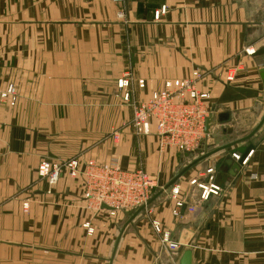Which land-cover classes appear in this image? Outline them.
<instances>
[{"label":"crops","instance_id":"1","mask_svg":"<svg viewBox=\"0 0 264 264\" xmlns=\"http://www.w3.org/2000/svg\"><path fill=\"white\" fill-rule=\"evenodd\" d=\"M262 48L264 0H0V87L18 93L13 106L0 100V264H172L164 233L176 263L189 249L191 264H264ZM193 69L214 115L202 146L160 150L153 126L134 134L117 80L130 76L139 102ZM246 145V164L200 200L207 170L214 184L225 155ZM72 157L117 159L155 178L150 199L161 194L130 221L94 213L81 177L37 175L40 160ZM178 173L174 198L164 188Z\"/></svg>","mask_w":264,"mask_h":264},{"label":"built area","instance_id":"2","mask_svg":"<svg viewBox=\"0 0 264 264\" xmlns=\"http://www.w3.org/2000/svg\"><path fill=\"white\" fill-rule=\"evenodd\" d=\"M123 2L124 0H112ZM122 12H120V15ZM158 15V13H157ZM205 74L199 69H193L187 78L177 81H165L163 88L153 91L140 103L133 104L132 127L137 135L151 133L154 124V134L158 138L160 150L166 148L179 152L194 153L206 141L208 132L205 131V123L211 115L207 99L209 93L201 91L198 87ZM123 77L117 82V87L124 91V100L129 99V81ZM228 81L232 78L227 77ZM0 100L14 105L16 91L12 85L5 89L0 87ZM153 123V124H152ZM242 160L245 165L247 158ZM232 157L239 159V154L233 153ZM70 177L82 179V201L84 208L96 213L107 208L110 215L119 211H130L142 205H146L152 189L155 187V178L142 171L122 169L117 159L109 162H97L92 159L72 157L67 159L45 158L37 165V175L50 183H56L63 172ZM258 178L257 175L253 176ZM264 180V176L259 177ZM209 184H198L200 189L199 199L206 200L210 194H216L218 186L213 184L214 171L207 170ZM170 194L176 197L178 189L171 188ZM183 203L175 201L173 215H178ZM26 206V204H25ZM84 226L91 232L88 223ZM155 230L159 229V223H154ZM162 243L170 251L172 264L176 263L174 254L179 249V244L168 239L163 234Z\"/></svg>","mask_w":264,"mask_h":264},{"label":"water","instance_id":"3","mask_svg":"<svg viewBox=\"0 0 264 264\" xmlns=\"http://www.w3.org/2000/svg\"><path fill=\"white\" fill-rule=\"evenodd\" d=\"M264 49L262 48L260 51H258V53H263ZM259 75H260V78L262 79V83H263V92H264V67L261 68L259 70ZM263 101H264V95H263ZM216 118L218 119V123H223V122H226V121H229L230 117H229V114L228 113H220L219 115L216 116ZM214 119V115H210L207 120H206V123H205V131L208 132V129L210 127V125L212 124V121ZM264 122V116L261 120V122L259 123V125L254 129V131H256L261 125L262 123ZM253 131V133H254ZM252 133V134H253ZM250 135L246 136L244 139H246L247 137H249ZM244 139H238L228 145L225 146V148H228L229 146H232L233 144H236V143H239L241 141H243ZM220 149H223V148H220ZM219 149V150H220ZM252 149V146L251 145H246L245 147H238L236 149H233L228 155H225L224 159H223V163L222 165L218 168V173H217V176H216V179L214 181V184L218 187H220L224 181V179L226 178V175H227V172L232 175L233 172L235 170H237L239 168V165L241 164L242 160L246 157V155L248 154V152ZM215 150L213 151H209V152H206V153H203L201 156L197 157L190 165L192 166L193 164L197 163L198 161L206 158L207 156L211 155L214 153ZM235 152H238L239 153V159L236 160L234 162V159L232 156L233 153ZM228 166H231L232 170L231 171H228ZM181 175V173L177 174L166 186H165V191H170L171 190V186L172 184L176 181V179ZM161 194L158 193L156 194L154 197H152L151 199L148 200V202L146 203L149 204L155 197L159 196ZM145 207V205H142L140 207H138L137 209H135L133 212H131L129 214V217H128V221H130L137 213H139L143 208ZM191 260H192V253H191V250L187 249V250H184L180 256V259L178 261V264H191Z\"/></svg>","mask_w":264,"mask_h":264},{"label":"rangeland","instance_id":"4","mask_svg":"<svg viewBox=\"0 0 264 264\" xmlns=\"http://www.w3.org/2000/svg\"><path fill=\"white\" fill-rule=\"evenodd\" d=\"M123 78V77H122ZM122 78H120V79H122ZM125 79H127L128 81H129V85H130V76H126V78ZM119 81V79L117 80V82ZM117 82H116V86H117ZM8 85H12L13 87H14V89H15V91H16V100H15V103H16V101H17V97H18V93H17V90H16V88H15V86L12 84V83H9ZM7 85V86H8ZM6 86V87H7ZM5 87V88H6ZM5 88H2V89H5ZM129 88V87H128ZM119 89V88H118ZM121 90V89H120ZM130 90V89H129ZM122 91V90H121ZM123 93H124V91H123ZM122 100L125 102V103H127L128 104V106H130L131 107V109H132V117H131V119H130V121H129V126L133 129V127H132V119H133V104L134 103H140V102H142V101H133L132 99H131V94L129 93V99L128 100H124V98H123V94H122ZM15 103H14V105H15ZM7 104H8V102H7ZM9 105V104H8ZM11 106V105H10ZM13 106V105H12ZM153 124V123H152ZM153 127H154V124L152 125ZM155 128V127H154ZM133 132H134V134H136L135 133V131H134V129H133ZM117 133H114L113 132V136H114V138H116V135ZM137 135V134H136ZM147 135V134H146ZM138 136H141V135H138ZM135 170H137V169H135ZM150 199V198H149ZM148 202V201H147ZM147 205H149V204H147ZM146 206V205H145ZM138 208V207H137ZM137 208H135V209H137ZM135 209H133V210H130V211H119L118 213H120V212H133Z\"/></svg>","mask_w":264,"mask_h":264}]
</instances>
